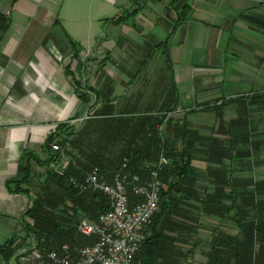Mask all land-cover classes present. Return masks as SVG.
I'll return each instance as SVG.
<instances>
[{
  "label": "crops",
  "instance_id": "0c3cea01",
  "mask_svg": "<svg viewBox=\"0 0 264 264\" xmlns=\"http://www.w3.org/2000/svg\"><path fill=\"white\" fill-rule=\"evenodd\" d=\"M93 1L100 4L94 22H110L112 31L102 38L89 34L85 42L71 30L85 29L77 16ZM250 13L259 16L250 18L252 24L245 18ZM151 38L167 51H159ZM98 39L134 51L116 58L131 62L130 69L117 65L113 75L102 74L99 100L90 111L76 82L87 83L84 58ZM149 39L154 47L146 48ZM175 65L181 68L177 74ZM141 93H159L153 109L175 105L181 111L178 145L191 160L196 191L186 205L192 207L188 225L198 227L188 235L182 264H207L214 231L239 234L236 207L250 213L257 184L264 202V0H0V248L26 236L23 219L31 198L8 188L19 178L24 156L46 160L51 130L97 109L107 107L115 115L148 109L153 101L147 96L141 106ZM174 134L170 130L172 141ZM219 191L213 205L233 208L226 218L217 208L209 214L202 209ZM0 264L16 262L8 263L0 250Z\"/></svg>",
  "mask_w": 264,
  "mask_h": 264
},
{
  "label": "trees",
  "instance_id": "16d2710c",
  "mask_svg": "<svg viewBox=\"0 0 264 264\" xmlns=\"http://www.w3.org/2000/svg\"><path fill=\"white\" fill-rule=\"evenodd\" d=\"M71 46L75 56H78V46L73 41ZM80 70H83V65ZM69 74L72 73L69 71ZM76 85L83 90L78 92L79 98L94 110L96 105H91L90 94L96 99H99V94L82 81H77ZM176 111L175 105H165L153 114L119 116L104 107L97 109L92 118L81 126H72L70 122L60 124L46 140V160L42 161L34 153H27L20 165L19 178L8 183L10 191L24 193L31 198V206L23 219L26 236L20 241L13 239L6 247L0 248L6 261L11 263L14 259L19 264L18 260L29 255L34 246L42 254L45 264H54L48 258L49 254L54 251L61 253L64 246H69L71 254L75 256L80 249L95 244L97 238L85 237L79 226L85 219L97 222L102 214L110 210V201L93 188L82 190L80 185L85 183L95 168L100 169L102 176L110 181L121 172L125 163L128 169L124 175L129 180L139 176L146 182L149 166L156 164L164 151L171 164L163 171L166 181L163 183L160 212L149 226L136 260L142 264H182L187 257L183 247L191 241L188 235L193 232L197 234L198 227L192 230L186 222L165 218L170 210L167 198H170L173 206L182 204L185 198L181 194L190 190L188 184L191 183L193 169L190 158L186 159L187 155L179 150L180 122L176 117L169 120L164 133L159 130L166 116ZM170 130L175 131L173 141L169 136ZM56 142L71 160L65 177H59L47 169L59 156L52 148ZM34 167L45 171L41 176L45 177L44 181L35 188L32 187L37 176V168ZM260 185H256L254 195L249 199V214L246 215L247 211L242 205L236 207L239 234L232 236L223 230L213 232L211 250L206 255L207 264H264V202L258 198ZM192 190L194 196L196 191ZM220 192L211 196L209 211L217 208L224 212L226 218V213L233 208L213 205V200L220 198ZM131 199L137 201L132 195ZM26 218L32 223L27 222ZM29 241L30 245H26ZM196 245L197 242L193 249ZM26 250L30 252L24 253Z\"/></svg>",
  "mask_w": 264,
  "mask_h": 264
},
{
  "label": "built area",
  "instance_id": "2783aa9c",
  "mask_svg": "<svg viewBox=\"0 0 264 264\" xmlns=\"http://www.w3.org/2000/svg\"><path fill=\"white\" fill-rule=\"evenodd\" d=\"M180 113L178 109L169 113L159 130L164 133L169 120ZM91 118L92 114L88 113L84 117L70 121V124L81 126ZM57 128L51 130L47 139L57 131ZM52 148L59 156L47 169L59 177H65L70 169L71 160L57 142ZM170 164L171 161L163 151L159 161L149 166L150 179L146 182L139 176L129 180L124 175L128 169L127 163L110 181L102 176L100 169L95 168L80 188L82 190L93 188L105 195L110 201V210L102 214L97 222L82 220L79 230L85 237H96L97 242L80 249L75 256L71 254L69 246H64L61 251L62 256L60 252L54 251L48 256L50 260L55 264H142L136 260V257L146 240L149 226L160 212L163 189L160 176ZM131 195L137 201H132ZM27 257L25 256L24 260L43 259L40 251L34 246Z\"/></svg>",
  "mask_w": 264,
  "mask_h": 264
},
{
  "label": "rangeland",
  "instance_id": "374dc122",
  "mask_svg": "<svg viewBox=\"0 0 264 264\" xmlns=\"http://www.w3.org/2000/svg\"><path fill=\"white\" fill-rule=\"evenodd\" d=\"M77 1V0H75ZM158 1V0H157ZM156 5H158V3L156 2L155 3ZM100 4L99 3H96V2H91V4L88 6L86 5L85 7V14L81 16H77V19H79L81 22H83V20H85V23H86V26H85V29H81V30H71V32H77L78 34H80V37L83 41L86 42V40L88 39V36L89 34H91L92 36L94 35H98L99 33L101 35H99L101 38L102 37H105V34H110V32L112 31V29L110 28L109 26V23L110 22H103L101 24H98L97 22H94V20L97 18L99 12H97V7L99 6ZM75 8H78L77 5H75ZM104 16V15H103ZM103 16L101 18H103ZM108 17H111V16H108ZM107 17V18H108ZM257 18L259 17L258 15H255V14H252L250 13L249 15L246 14L245 15V18H246V22H248L249 24H252L250 23L249 20H251L250 18ZM112 18V17H111ZM158 21V19H157ZM92 22V24L90 25V23ZM81 40V41H82ZM151 40L153 41V44H160L161 41H158V38H151ZM102 40L101 39H98L97 42V47L95 48V50L91 51V53L88 54L87 57H85L84 59H86V63L88 64L87 65V73L86 75L84 74V76L82 77V80L84 79L87 83H88V87L92 90H96V88L99 86L100 82H101V77H102V74H104L105 72H110L111 74L110 75H113L114 73H116L118 70V68L116 67L117 65H119V67H126L128 65H131L132 63L131 62H127V60L121 62L120 60L117 62L116 58L119 57L120 55H122L123 53H128L129 55H132L133 51H134V48H132L131 46H128V47H124L122 46L121 43H115V40H109L107 41L106 44L103 45V43H100ZM106 42V41H104ZM148 42V45L146 48H151L150 46L154 47L153 44H150V39L147 41ZM122 46V47H121ZM161 48V49H160ZM157 49L159 51L161 50H164V51H167V49H163L162 45H159L157 47ZM146 51H148L147 49H145ZM156 50V49H155ZM155 67L159 65V63H156L154 64ZM144 66L145 65H141L142 68L138 69L139 71H144ZM168 66H170V64H168ZM129 69L131 68L130 66H128ZM169 68V67H168ZM127 69V68H126ZM180 66L178 65H175L173 66V70H175V74H177V72L180 71ZM167 72H171L172 75H174L173 71H171V69H166ZM168 75V74H167ZM167 80V77L165 78ZM177 78H173L172 79V84L174 85L173 86V89H172V94H173V97L177 96V89H178V83H177ZM165 80V81H166ZM144 91V90H142ZM91 95V105H97L98 103V100L99 99H96L95 96H93L92 94ZM147 96H150V99L153 101V102H150L149 105L150 107L147 109H140V110H135V111H128L127 113H122V114H126L127 116L129 115H134V116H141L144 115V114H153V113H157L158 111H160L162 109L159 108V109H153V107H151L152 105L153 106H157V102H155L154 100H156L157 98H159V93H156V95H145V94H140L137 96L136 99H139L141 102V106H144V102L143 100H145L144 98H146ZM91 111V109H90ZM123 115V116H124ZM155 115V114H154ZM153 115V116H154ZM85 116V115H84ZM83 116V117H84ZM120 116V115H119ZM43 171V170H42ZM40 172V171H36V178H34V182L32 183V187H38L40 183H42L45 179V177H41L45 171L43 172ZM165 175L164 173L161 174L160 176V179L161 181L164 183L166 180H165ZM150 179V173L148 175V180L149 181ZM192 185H193V181L191 180V183L188 184L189 186V192L186 193L185 192H182L181 194V197H184L185 199L182 200V204L180 206H173L170 198L168 197L167 198V201H168V205L167 207L171 210L168 211L167 215L165 216V218H172L174 221H177V222H186L187 224L190 223V221L193 220V218L191 217L192 214H190L187 210L189 209H192V207H187V203H188V198H195V196H193V190H192ZM187 187V185H186ZM163 189H164V184H163ZM209 202H211V200H209L206 204H204V207H202V209H207L206 210V214H209L208 213V210L210 208V205ZM206 207V208H205ZM174 212H179V213H174ZM173 215V216H172ZM188 218L192 219V220H189L188 221ZM191 225V224H190ZM191 229L193 230L194 227L190 226ZM147 235V233H146ZM31 242H28L27 244L30 245ZM26 244V245H27ZM29 247V246H27ZM31 247V246H30ZM24 252H29L28 250L24 251ZM60 256H62V254H60ZM27 257V256H26ZM28 258V257H27ZM49 258V257H48ZM207 258V257H206ZM22 260H18V263L19 264H45V260H41V261H37V260H32V259H29V260H24V257L21 258ZM50 259V258H49ZM51 261V260H50ZM53 262V261H52ZM54 263V262H53ZM55 264V263H54Z\"/></svg>",
  "mask_w": 264,
  "mask_h": 264
}]
</instances>
